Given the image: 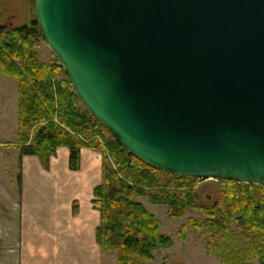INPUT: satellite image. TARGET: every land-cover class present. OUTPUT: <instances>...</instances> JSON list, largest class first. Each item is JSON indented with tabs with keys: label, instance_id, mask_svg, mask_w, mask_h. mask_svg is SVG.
<instances>
[{
	"label": "water",
	"instance_id": "1",
	"mask_svg": "<svg viewBox=\"0 0 264 264\" xmlns=\"http://www.w3.org/2000/svg\"><path fill=\"white\" fill-rule=\"evenodd\" d=\"M35 14L125 151L169 175L264 187V0H35Z\"/></svg>",
	"mask_w": 264,
	"mask_h": 264
},
{
	"label": "trees",
	"instance_id": "2",
	"mask_svg": "<svg viewBox=\"0 0 264 264\" xmlns=\"http://www.w3.org/2000/svg\"><path fill=\"white\" fill-rule=\"evenodd\" d=\"M39 41L44 40L36 16L0 29V74L17 82L16 147L20 157L36 156L45 170L60 147L68 149L73 171L80 168L82 148L101 154L102 182L93 189L92 203L99 211L95 239L103 252H115L116 264H144L173 245L160 233L159 219L137 201L145 197L164 206L169 217L200 210L206 219L193 224L206 229L205 251L221 264H264V187L218 179L226 186L204 204L190 183L195 178L155 170L125 151L78 99L59 60L41 61L34 49ZM60 72L64 78H55ZM184 230L178 232L181 241Z\"/></svg>",
	"mask_w": 264,
	"mask_h": 264
},
{
	"label": "crops",
	"instance_id": "3",
	"mask_svg": "<svg viewBox=\"0 0 264 264\" xmlns=\"http://www.w3.org/2000/svg\"><path fill=\"white\" fill-rule=\"evenodd\" d=\"M8 82L9 77H0L2 93L9 92ZM11 92L14 95L13 86ZM15 142L0 145L19 151ZM68 156L67 148H58L45 170L36 156L19 155V187L13 182L14 167L8 180L14 189L13 203L9 206L12 213L3 227L0 224V264H116L112 252H103L95 239L100 217L92 199L93 189L102 182L101 154L82 148L80 168L75 171L68 167ZM30 168L38 173L42 186L58 198L47 202L26 201ZM74 204L76 213H73Z\"/></svg>",
	"mask_w": 264,
	"mask_h": 264
},
{
	"label": "rangeland",
	"instance_id": "4",
	"mask_svg": "<svg viewBox=\"0 0 264 264\" xmlns=\"http://www.w3.org/2000/svg\"><path fill=\"white\" fill-rule=\"evenodd\" d=\"M35 16V0L0 1V24H6L8 25L7 27L13 28L28 24ZM34 49L44 63H52L56 58L44 41L36 43ZM0 77L5 76L0 75ZM54 77L61 79L64 78V75L60 72L54 74ZM8 83L9 92L6 94L0 91V144L15 142L17 134L16 80L9 77ZM11 86L14 87V95H12ZM12 167H14L13 182L15 187L18 188L21 171L19 151L10 146L5 148L0 145V224L2 227L5 225L6 219H9V213H12L9 206L13 203L14 189L11 187L10 181H8L11 179ZM28 177L29 184L26 201L47 202L58 198L56 194L42 186L35 169H29ZM190 183L204 204H208L215 199L219 190L226 186L224 182H220L218 179L195 178ZM15 200L17 201V191L15 192ZM137 201L142 203L150 213L159 219L161 224L160 233L169 236L173 241V245L170 248L155 253V259L144 264H221L214 255L207 254L205 251L206 241L204 236L207 237L209 235L206 229L195 227L193 224L202 223L206 219L200 210L187 208L184 210L182 218H174L167 215L164 206L152 205L145 197L139 198ZM182 226L185 229V241H181L178 236ZM112 255L116 258L115 252H112Z\"/></svg>",
	"mask_w": 264,
	"mask_h": 264
}]
</instances>
